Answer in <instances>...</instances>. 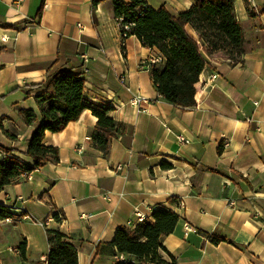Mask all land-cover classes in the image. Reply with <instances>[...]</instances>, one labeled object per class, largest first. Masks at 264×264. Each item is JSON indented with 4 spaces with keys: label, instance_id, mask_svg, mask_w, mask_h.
<instances>
[{
    "label": "crops",
    "instance_id": "crops-1",
    "mask_svg": "<svg viewBox=\"0 0 264 264\" xmlns=\"http://www.w3.org/2000/svg\"><path fill=\"white\" fill-rule=\"evenodd\" d=\"M145 2L177 13L195 0ZM233 4L241 61L207 58L202 76L216 78L197 105L182 107L159 94L151 67L141 65L159 55L161 68L165 59L134 35L122 39L108 0H0V150L33 163L25 152L35 125L19 110L41 120L35 95L44 87L32 85L55 71L83 73L88 100L77 120L45 131L58 161L0 190V205L16 202L29 215L0 220V264H47V230L69 238L78 264L129 259L110 244L116 230H132L135 212L152 220L157 209L178 220L160 236L164 262L143 264H264V0ZM135 94L148 101L132 105ZM103 107L125 124L107 156L90 143L91 108Z\"/></svg>",
    "mask_w": 264,
    "mask_h": 264
},
{
    "label": "trees",
    "instance_id": "trees-1",
    "mask_svg": "<svg viewBox=\"0 0 264 264\" xmlns=\"http://www.w3.org/2000/svg\"><path fill=\"white\" fill-rule=\"evenodd\" d=\"M234 0H195L185 11L171 13L165 7L153 9L145 0H108V9L119 24L122 39L134 35L143 46L156 49L165 59L161 68L151 66V76L159 94L168 102L182 107L197 105L203 90L202 71L207 58L222 57L232 63L241 61L244 53L243 27L234 12ZM128 24L129 28L125 29ZM187 25L191 26L192 35ZM203 41L204 45H200ZM84 75L72 69L57 70L45 81L33 84L44 87L35 95L41 120L32 110H19L24 122L35 125L25 155L30 165L15 156L0 160V190L20 178L23 173L42 167L48 161H58V149L43 144L45 131L59 132L75 121L88 108L84 94ZM97 117L91 130L90 143L103 156L109 153V141L122 134L125 124L106 116L107 107L91 108ZM12 136V135H11ZM167 166V165H164ZM11 213L0 205V220ZM56 216V214H55ZM178 216L171 210L157 209L152 220L139 222L132 230L118 228L111 245L118 254L129 259L113 264L163 263L160 236L173 231ZM220 238H213L218 242ZM47 264H78L77 249L58 230H47ZM175 260H171L174 264Z\"/></svg>",
    "mask_w": 264,
    "mask_h": 264
},
{
    "label": "built area",
    "instance_id": "built-area-1",
    "mask_svg": "<svg viewBox=\"0 0 264 264\" xmlns=\"http://www.w3.org/2000/svg\"><path fill=\"white\" fill-rule=\"evenodd\" d=\"M125 29H128L129 28V25L126 24L125 26ZM121 34V33H120ZM122 36V34H121ZM161 61V57L158 55V56H150L147 58V60H144L143 63L141 64L142 66H147V67H151L153 65H156L158 64L159 62ZM84 71H86V69L84 68ZM216 78V75L215 74H212L208 77H205L204 78V86L206 85H209L211 83V81H213L214 79ZM148 99L145 98L144 96L142 95H139V94H135L131 97L130 99V102L132 105L134 106H139L141 103L143 102H147ZM141 111H143V109H141ZM178 140L179 141H186L184 137L182 136H178ZM81 149V148H80ZM81 151V150H79ZM10 154L9 152H6V151H1L0 150V158L3 159L5 157H10ZM22 177H26L27 174L26 173H23L21 175ZM22 205L20 204H17L16 202L12 203V209L8 210L11 215L10 216H7L5 218L6 221H20L22 219H27L29 218V215H23L22 214ZM136 215H137V219L139 221V219H146L145 216H143L141 213L139 212H135ZM128 225L130 226V223H128Z\"/></svg>",
    "mask_w": 264,
    "mask_h": 264
},
{
    "label": "bare ground",
    "instance_id": "bare-ground-1",
    "mask_svg": "<svg viewBox=\"0 0 264 264\" xmlns=\"http://www.w3.org/2000/svg\"><path fill=\"white\" fill-rule=\"evenodd\" d=\"M7 208H8V210H10V209H12V206H8ZM22 214H23V215H27L26 212L23 210V208H22ZM144 220H145V219H139V222H142V221H144Z\"/></svg>",
    "mask_w": 264,
    "mask_h": 264
}]
</instances>
